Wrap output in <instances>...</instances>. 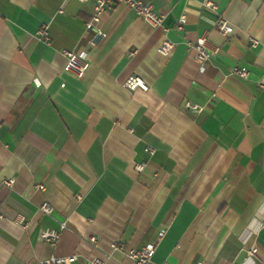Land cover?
<instances>
[{
	"label": "crops",
	"instance_id": "crops-1",
	"mask_svg": "<svg viewBox=\"0 0 264 264\" xmlns=\"http://www.w3.org/2000/svg\"><path fill=\"white\" fill-rule=\"evenodd\" d=\"M142 1L162 26L124 4L87 26L88 1L0 0V264H138L123 248L146 242L145 264H264V0ZM63 49L85 55L80 77ZM133 76L145 87H126Z\"/></svg>",
	"mask_w": 264,
	"mask_h": 264
},
{
	"label": "built area",
	"instance_id": "built-area-1",
	"mask_svg": "<svg viewBox=\"0 0 264 264\" xmlns=\"http://www.w3.org/2000/svg\"><path fill=\"white\" fill-rule=\"evenodd\" d=\"M80 2L88 1L91 3L92 6V12L90 15V18L87 22V26L93 25L96 22L99 21L100 15L105 10L111 8L112 6L116 4H124L131 10H133L138 17H140L143 21L151 25L152 27H159L162 26L163 23V16L156 11H154L152 4L150 2H144L142 0H77ZM203 5L207 7L213 8V4L209 1L203 2ZM185 22V17L180 16L176 23V28L182 29L183 24ZM215 28L220 32L222 35H229L232 30L233 26L232 24L224 17L219 16L214 24ZM97 34H101L100 31H97ZM36 35L39 39H41L44 42H48V30L47 25L42 24L40 28L37 30ZM249 43L251 46L255 47L258 42L255 38L250 37ZM172 42L167 38L164 37L162 42L158 45L157 50L162 55H167L170 50L172 49ZM192 48L195 49V59L198 62H203L207 60L210 56V50L208 47V40L207 37L203 34L198 36L195 41L191 44ZM215 52V48L211 50ZM62 54L66 57V64L64 66V71L68 74L74 76V77H80L84 70L86 69L88 63L85 59V55L83 53H76L74 51L70 50H62ZM231 73L234 75H238L240 77L246 76V71L244 69L238 68L234 66L231 69ZM125 86L133 89L137 86H140L144 88V84L140 80L139 77L133 76L129 78L125 82ZM186 107L194 112L200 111L201 107L196 104H191L190 102H186ZM149 153H152V148L146 149ZM140 168V166H138ZM11 180H9L10 182ZM41 210L45 213L49 212L50 206L47 202H43L40 206ZM64 227V224H60V228ZM59 231L58 230H43L41 232V238L47 242L50 246H54L58 240ZM88 241L90 242L92 247L96 246L97 239L95 236H90L88 238ZM113 247L115 248H123L121 244H113ZM155 248L154 242H146L139 248H129L124 249V253L127 257L131 258L138 264H145L149 262V260L152 257L153 251ZM253 249L250 250V254L253 253ZM75 260H77V256L75 254L67 255V256H50L47 258H41L38 259L36 264H72ZM84 264H104V260L97 256H92L87 259V261ZM154 264H172L168 261H162L160 263H154ZM194 264H201L200 262H195ZM233 264V263H232Z\"/></svg>",
	"mask_w": 264,
	"mask_h": 264
}]
</instances>
